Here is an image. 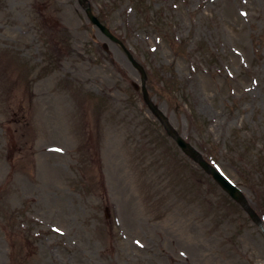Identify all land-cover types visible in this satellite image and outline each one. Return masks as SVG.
<instances>
[{"label": "rangeland", "instance_id": "obj_1", "mask_svg": "<svg viewBox=\"0 0 264 264\" xmlns=\"http://www.w3.org/2000/svg\"><path fill=\"white\" fill-rule=\"evenodd\" d=\"M88 1L262 226L76 0H0V264H264V0Z\"/></svg>", "mask_w": 264, "mask_h": 264}, {"label": "water", "instance_id": "obj_2", "mask_svg": "<svg viewBox=\"0 0 264 264\" xmlns=\"http://www.w3.org/2000/svg\"><path fill=\"white\" fill-rule=\"evenodd\" d=\"M78 4L81 6L83 11L85 12L87 18L90 20V22L95 25L106 37H108L110 40L114 42H118L115 37H113L108 29L100 24V22L95 18L92 13L89 4L85 0H77ZM104 49H106V45H103ZM128 59L133 65L134 68H136L140 75H141V84H142V95L144 102L148 106L151 113L157 118V120L160 122V124L165 129L168 136H170L177 146L181 149V151L187 155L189 158H191L196 164H198L208 175H210L213 180L221 187L223 191H225L231 199H233L237 204L241 206V208L249 215V217L252 219L253 222H255L257 225L260 226V221L257 217V215L254 213V211L251 209V207L248 204V201L245 199L243 194L239 189H237L231 182H229L225 177H223L219 172H217L212 166L207 164L200 154L195 151L189 144H187L178 134L177 132L169 125L167 118L157 109L156 106H154L149 98L147 91L145 89V80L146 75L143 70V68L133 60L132 56L127 53ZM135 89H137V86L133 85Z\"/></svg>", "mask_w": 264, "mask_h": 264}]
</instances>
